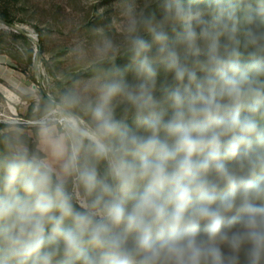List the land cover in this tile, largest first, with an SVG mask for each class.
Listing matches in <instances>:
<instances>
[{
	"label": "clouds",
	"instance_id": "1",
	"mask_svg": "<svg viewBox=\"0 0 264 264\" xmlns=\"http://www.w3.org/2000/svg\"><path fill=\"white\" fill-rule=\"evenodd\" d=\"M156 2L124 0L129 63L50 100L38 148L0 130V264H264V0Z\"/></svg>",
	"mask_w": 264,
	"mask_h": 264
},
{
	"label": "rangeland",
	"instance_id": "2",
	"mask_svg": "<svg viewBox=\"0 0 264 264\" xmlns=\"http://www.w3.org/2000/svg\"><path fill=\"white\" fill-rule=\"evenodd\" d=\"M136 3L160 17L156 0ZM123 5L124 0H0V124L18 122L29 146L38 148L36 125L50 100L59 102L76 82L83 86L103 78L113 65H127ZM141 34L151 42V36ZM106 39L115 48L101 54ZM127 79L134 76L129 73ZM174 83L173 74L159 67L156 97L163 96L162 85ZM115 103L116 118L135 128L131 106ZM99 167L102 173L104 164Z\"/></svg>",
	"mask_w": 264,
	"mask_h": 264
},
{
	"label": "trees",
	"instance_id": "3",
	"mask_svg": "<svg viewBox=\"0 0 264 264\" xmlns=\"http://www.w3.org/2000/svg\"><path fill=\"white\" fill-rule=\"evenodd\" d=\"M247 27H248L247 25H243V29L246 30ZM240 39H241L242 41L244 40V31H243V30H242V32H241ZM225 43H227V41L225 40L224 37H221V44L223 45V44H225ZM221 50H223V49H221ZM240 50H241V52L244 53L245 57L247 56L248 51H251L250 48H249V49H245V48H243V47H241ZM200 58H201V59H204L203 56H201ZM199 74H200V73H199ZM199 74H198V75H199ZM4 127H6L5 124H0V130H2Z\"/></svg>",
	"mask_w": 264,
	"mask_h": 264
}]
</instances>
